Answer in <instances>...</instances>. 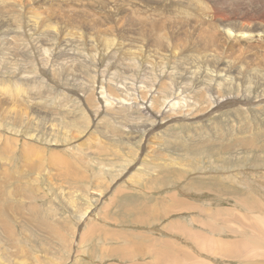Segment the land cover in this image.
Wrapping results in <instances>:
<instances>
[{
    "label": "rangeland",
    "instance_id": "1",
    "mask_svg": "<svg viewBox=\"0 0 264 264\" xmlns=\"http://www.w3.org/2000/svg\"><path fill=\"white\" fill-rule=\"evenodd\" d=\"M0 84V264H250L264 0H0Z\"/></svg>",
    "mask_w": 264,
    "mask_h": 264
},
{
    "label": "bare ground",
    "instance_id": "2",
    "mask_svg": "<svg viewBox=\"0 0 264 264\" xmlns=\"http://www.w3.org/2000/svg\"><path fill=\"white\" fill-rule=\"evenodd\" d=\"M17 1V0H16ZM125 1V0H124ZM229 2V1H228ZM30 3V2H29ZM247 3V2H246ZM31 4V3H30ZM16 7V6H15ZM130 7V6H129ZM204 7V6H203ZM2 10V9H1ZM31 11V10H30ZM2 12V11H1ZM8 13V12H7ZM241 13V12H240ZM6 15H8V14H6ZM5 15V16H6ZM38 15V14H37ZM36 15V16H37ZM254 15V14H253ZM41 16V15H40ZM253 17V16H252ZM229 19V18H228ZM28 21V20H27ZM33 23H35V22H33ZM53 24V23H52ZM26 25V24H25ZM34 25V24H33ZM48 25V24H47ZM29 26V25H28ZM31 26V25H30ZM37 26V25H36ZM147 27V26H146ZM35 29H36V27H35ZM55 29V28H54ZM56 30V29H55ZM231 31V30H230ZM54 33V32H53ZM246 33V32H245ZM261 33V32H260ZM232 34V33H231ZM247 34V33H246ZM234 36V35H233ZM246 36V35H245ZM251 36V35H250ZM249 36V37H250ZM232 37V36H231ZM248 37V38H249ZM75 38V37H74ZM245 38V37H244ZM251 38V37H250ZM38 39V38H37ZM144 39V38H143ZM18 45V44H17ZM19 46V45H18ZM244 46V45H243ZM250 46V45H249ZM32 47V46H31ZM22 48V47H21ZM59 48V47H58ZM62 50H63V48H62ZM183 54V53H182ZM4 55V54H3ZM111 59V58H110ZM2 61V60H1ZM11 61H13V60H11ZM15 61V60H14ZM10 62V61H9ZM15 63V62H14ZM221 63V62H220ZM24 65V64H23ZM6 66V65H5ZM7 67H5V69H6ZM215 70V69H214ZM199 71V70H198ZM219 72V71H218ZM11 74V73H10ZM28 75V74H27ZM216 77V76H215ZM229 77V76H228ZM224 79V78H223ZM13 83H15V82H13ZM6 84V83H5ZM1 85V84H0ZM136 85V84H135ZM21 86V85H20ZM35 86V85H34ZM43 86V85H42ZM47 86V85H46ZM179 86V85H178ZM183 87V86H182ZM8 88V87H7ZM6 88V89H7ZM17 88V87H16ZM20 88V87H19ZM27 88V87H26ZM4 89V88H3ZM23 89V88H22ZM16 90V89H15ZM25 90V89H24ZM27 90V89H26ZM231 90V89H230ZM26 92V91H25ZM5 93V92H4ZM28 93V92H27ZM223 93V92H222ZM39 94V93H38ZM151 94V93H150ZM227 94V93H226ZM15 95V94H14ZM24 95V94H23ZM106 95V94H105ZM221 95V94H220ZM222 95H224V94H222ZM254 95V94H253ZM16 96V95H15ZM250 96V95H249ZM17 97V96H16ZM26 97V96H25ZM24 97V98H25ZM143 97V96H142ZM11 98V97H10ZM29 98V97H28ZM37 98V97H36ZM39 98V97H38ZM38 98H37V100H38ZM233 98V97H232ZM251 98H252V96H251ZM258 98V97H257ZM256 98V100L254 99V100H251L250 99V101H251V103L249 102V104H254L255 106H259L260 104L259 103H264V97L263 98H259V99H257ZM12 99V98H11ZM42 99V98H41ZM206 99V98H205ZM229 99V98H228ZM28 100V99H27ZM29 100H30V98H29ZM31 100H32V98H31ZM30 100V101H31ZM167 100V99H166ZM219 100H220V98H219ZM249 100V99H248ZM65 101V100H64ZM146 101V100H145ZM221 101V100H220ZM27 102H29V101H27ZM87 102V101H86ZM144 102V101H143ZM156 102V101H155ZM192 102V101H191ZM218 102V101H217ZM242 102V101H241ZM239 100H237V99H233V100H231V98H230V100H229V102H223L222 104H220L219 106L222 108V109H226V107L228 106H231V108H232V111L234 110L233 108H237V106L236 105H238L239 103H241ZM258 102V103H257ZM34 103V102H33ZM122 103V102H121ZM31 104H32V101H31ZM135 105V104H134ZM32 106V105H31ZM35 106H37V105H35ZM189 107H190V110H192V107L193 106H191V105H188ZM234 106H236V107H234ZM255 106H253V109H255ZM27 108V107H26ZM155 108V107H154ZM230 108V109H231ZM240 108V107H239ZM242 108V107H241ZM251 108V107H250ZM257 108H259V107H257ZM252 109V110H253ZM27 110H28V108H27ZM45 110V109H44ZM189 110V111H190ZM237 110V109H236ZM241 110V109H240ZM260 110V109H259ZM29 111V110H28ZM171 111V110H170ZM210 111V112H209ZM225 111V110H224ZM231 111V112H232ZM255 111H256V109H255ZM160 112V111H159ZM158 112V113H159ZM215 112H217V109H215L214 110V107L212 108V107H209L208 108V113H210V114H208L207 116H203L201 119H203L204 120V118L205 117H208V116H210L211 114L213 115ZM229 112V111H228ZM236 113H237V111H235ZM241 112V114H242V112L243 111H240ZM240 112H238V114H240ZM256 112H258V111H256ZM47 113V112H46ZM194 113V112H193ZM225 113V112H224ZM234 113V112H233ZM53 114V113H52ZM149 114V113H148ZM228 114V113H227ZM229 114L231 115L232 113H230L229 112ZM240 114V115H241ZM170 115H171V112H170ZM200 115V114H199ZM205 115V114H204ZM23 116V115H22ZM107 116V115H106ZM194 116H196V114L194 115ZM229 116V115H228ZM227 116V117H228ZM16 117V116H15ZM30 117V116H29ZM189 117V116H188ZM253 117V116H252ZM12 118V117H11ZM35 118V117H34ZM122 118V117H121ZM191 118V117H190ZM240 118H242V117H240ZM111 119V118H110ZM184 119H186V118H182V119H176V121H180V124H183V126H185L187 123H181V121H184ZM189 119V118H188ZM207 118H205V120H206ZM220 119H222V118H220ZM232 119V118H231ZM230 119V120H231ZM261 119V118H260ZM259 119V120H260ZM26 120V119H25ZM172 119H171V117H163L162 118V120L158 123L159 125H160V127L161 126H164V125H166L169 121H171ZM194 120V119H193ZM62 121V120H61ZM185 122V121H184ZM188 122V121H187ZM239 122V121H238ZM244 122V121H243ZM33 123H35V122H33ZM37 123V122H36ZM137 123V122H136ZM149 123V122H148ZM191 123L192 124H195V123H197V121H194V122H192V120H191ZM120 124V123H119ZM157 124V125H158ZM190 124V123H189ZM259 124V123H258ZM16 126V125H15ZM154 126H156V125H154ZM255 126V125H254ZM263 126V125H262ZM152 127V126H151ZM150 127V128H151ZM221 127V126H220ZM227 127V126H226ZM246 128V127H245ZM128 129V128H127ZM232 129V128H231ZM248 129V132H247V134L248 133H250V134H254V133H262V134H259V136L261 135H263L264 133H263V127L262 128H260V127H253V126H250V127H248L247 126V128H246V130ZM186 130V129H185ZM127 131V130H126ZM130 132V131H129ZM246 134V133H245ZM246 134V135H247ZM250 134H248V135H250ZM129 135V134H128ZM239 135V134H238ZM237 135V136H238ZM244 135V134H243ZM127 136V135H126ZM131 136V135H130ZM252 136V135H251ZM256 136H257V134H256ZM259 136H257V137H255V135H254V137L253 138H251L252 140H249V139H243V142H242V144L241 145H236L234 148L236 149V147L238 148V149H236V150H233L230 146H228V148L230 147V149L228 150L227 149V147H225L224 149H221V147H223V145L222 146H220V150L221 151H219V153L217 154L218 156H223L222 154H225V153H230V155L233 157V160H234V162H235V160H237V159H250L249 161L251 162V160H252V162H254V163H252V165H257L258 167H259V163H257V162H259L257 159L260 157V155H263L264 154V137H263V140H261V141H263V143L260 141V143H261V145L259 146H256L255 144H253L254 142H255V138H258ZM128 137V136H127ZM230 137V136H229ZM239 137V136H238ZM155 138V137H154ZM230 138H232V137H230ZM259 138H262V137H259ZM258 138V139H259ZM156 140V139H155ZM238 140V139H237ZM123 141V140H122ZM240 141V140H239ZM245 142H246V144H245ZM257 142H258V140H257ZM257 142H255V143H257ZM183 144V143H182ZM177 145V144H176ZM195 145V144H194ZM192 146L191 148H194V147H196L197 149H200L201 148V146L202 145H198L197 146V144L195 145V146ZM118 146V145H117ZM124 146V145H123ZM204 146H206L207 147V145H204ZM242 146V148H240ZM4 147V146H3ZM257 147V148H256ZM259 147V148H258ZM260 147L262 148L263 147V149H262V154H261V149H260ZM133 148V147H132ZM140 148V147H139ZM183 148V147H182ZM190 148V149H191ZM212 148V147H211ZM211 148H206L205 150H210L211 151ZM255 148L257 149V152H256V150H255ZM3 149H5V148H3ZM29 149V148H28ZM28 149H26L25 148V151H22V154H24V155H27V152H29V150ZM123 149V148H122ZM202 149V148H201ZM243 149H245L246 151H244ZM125 150V149H124ZM147 151V150H146ZM203 151V150H202ZM209 151V152H210ZM248 151V152H247ZM37 152V151H36ZM38 152H39V149H38ZM89 152V151H88ZM127 152V151H126ZM195 152H197V150H195ZM208 152V151H207ZM208 152V153H209ZM242 152H247L246 154H244L243 153V155H241L242 154ZM33 153V152H32ZM192 155V154H191ZM47 156V155H46ZM193 156V155H192ZM90 158V157H89ZM130 158V157H129ZM221 158V157H220ZM24 159V158H23ZM109 159V158H108ZM259 160H260V158H259ZM264 160V159H263ZM103 161V160H102ZM122 161V160H121ZM225 162H226V160H225ZM264 162V161H263ZM166 164V163H165ZM222 165V164H221ZM249 165V164H248ZM251 165V164H250ZM23 167V166H22ZM102 167V166H101ZM261 167V166H260ZM122 168V167H121ZM255 168V167H254ZM128 169V168H127ZM137 169V168H136ZM33 170V169H32ZM142 170V169H141ZM144 170V169H143ZM146 171V170H145ZM255 171V170H254ZM258 171V170H257ZM176 172V171H175ZM108 173V172H107ZM33 174V173H32ZM110 174V173H109ZM255 174H258V172H256ZM39 176V175H38ZM38 181V180H37ZM163 181V180H162ZM166 181V180H165ZM185 182V181H184ZM255 191H254V193H253V212H252V218H251V220L250 221H247L245 218H244V216L240 213V212H236V214L234 215V217H235V220L236 221H239L241 218H244L245 219V223L247 224L246 226L248 227V229H249V231H250V236H251V238H250V240H251V244H250V247L248 248V250H247V259H249V263L250 264H263V262L261 261V257L263 256L264 257V211L261 209V205H262V203L260 202V196L258 197L257 195H255ZM175 195V194H174ZM173 196V195H172ZM262 197V196H261ZM176 198V197H175ZM3 199H4V196H3V194L2 193H0V221L2 220L3 222H5V220H6V218H7V203L6 202H4L3 201ZM257 199V200H256ZM261 199H263V198H261ZM182 202V201H181ZM259 203H261V204H259ZM263 203H264V200H263ZM144 205V204H143ZM264 205V204H263ZM95 206V205H94ZM170 206V205H169ZM263 207V206H262ZM140 209V208H139ZM156 209H158V208H156ZM174 209V208H173ZM194 209V208H193ZM151 210V209H150ZM149 210V211H150ZM155 210V209H154ZM143 212V211H142ZM141 212V213H142ZM151 212H153V211H151ZM146 213V212H145ZM147 213H148V211H147ZM152 214V213H151ZM155 214V213H154ZM163 215V214H162ZM148 216V215H147ZM152 216V215H151ZM153 216H155L156 218L157 217H159L160 216V211L158 212V215H153ZM148 217H150V214H149V216ZM165 217V216H164ZM140 218V217H139ZM138 218V219H139ZM151 218V217H150ZM141 219L143 220V217L141 216ZM158 219V218H157ZM243 219V220H244ZM7 221V220H6ZM2 223V222H1ZM187 224H188V222H187ZM242 225V224H241ZM244 226V225H243ZM186 228V227H185ZM5 230V229H4ZM187 230V229H186ZM185 231V230H184ZM188 231V230H187ZM186 231V232H187ZM191 232H192V230H190ZM182 232V231H181ZM188 233V232H187ZM83 234V233H82ZM84 235V234H83ZM185 235V234H184ZM81 236V235H80ZM188 236L190 237L191 235H190V233H188ZM207 236V235H206ZM209 237V236H208ZM208 237L207 238H205V236H203L202 238H201V240H199V242H197L198 240H195L196 239V237H195V239L193 238V242L194 243H196L195 245L196 246H198V248H199V246H200V250L199 251H201V250H206L207 251V249H209L210 251H212L211 249L213 248V246H214V244H216L217 245V240H218V242H222V240H220V239H215V237L213 238V242L214 243H212V242H210L209 240H207L208 239ZM191 238V237H190ZM212 238V237H211ZM220 238V237H219ZM223 239V238H222ZM209 241V242H208ZM226 242H228V241H226ZM172 243H173V241H172ZM171 243V244H172ZM223 243V242H222ZM221 243V244H222ZM215 245V246H216ZM194 247V246H193ZM219 247V246H218ZM221 247V246H220ZM219 247V248H220ZM182 248H183V246H182ZM222 248V247H221ZM214 250V249H213ZM183 251H185V247H184V249H183ZM189 251V250H188ZM187 251V252H188ZM216 251V250H215ZM215 251H212V253H216ZM209 252V251H208ZM183 253V252H182ZM185 253L186 252H184V255H185ZM189 253V252H188ZM192 253V252H191ZM190 253V254H191ZM190 254H188V255H185V258H188V259H191V260H193V262H194V264H207L206 262H203L204 260H203V258H202V260L203 261H201V260H199V256H197L198 258H196V257H192ZM193 254V253H192ZM196 254H197V252H196ZM195 255V254H194ZM198 255V254H197ZM187 256V257H186ZM184 257V256H183ZM262 257V258H263ZM206 260V259H205ZM213 262V261H212ZM210 264H212V263H210ZM221 264V263H220Z\"/></svg>",
    "mask_w": 264,
    "mask_h": 264
}]
</instances>
